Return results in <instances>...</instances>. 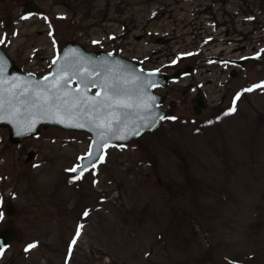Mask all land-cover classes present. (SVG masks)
I'll use <instances>...</instances> for the list:
<instances>
[{
    "label": "rangeland",
    "instance_id": "1",
    "mask_svg": "<svg viewBox=\"0 0 264 264\" xmlns=\"http://www.w3.org/2000/svg\"><path fill=\"white\" fill-rule=\"evenodd\" d=\"M67 40L182 68L153 88L175 119L110 144L77 180L66 170L86 132L46 125L13 141L0 126V224L9 200L18 228L0 264H264V0H0L18 69L41 75ZM243 55L261 60L222 61Z\"/></svg>",
    "mask_w": 264,
    "mask_h": 264
},
{
    "label": "water",
    "instance_id": "2",
    "mask_svg": "<svg viewBox=\"0 0 264 264\" xmlns=\"http://www.w3.org/2000/svg\"><path fill=\"white\" fill-rule=\"evenodd\" d=\"M38 9L39 6L33 1H28L23 6V11L25 12H36ZM54 59L57 60L56 64L52 63ZM0 60L6 66L5 76L0 78L4 90V118L0 119V126L7 128L8 138L13 141H19L33 135L40 126L46 125L64 130L86 132L89 136V142L87 151L81 157L87 156L90 145L92 146L94 155L88 159H79L78 163L73 165L72 168L78 164L87 165V168H89L99 160L97 157L102 155L103 150L109 144L128 142L143 131L153 129L158 124L160 117L167 113V109L159 106L162 97L161 93L155 91L153 87H164L167 85L169 79H173L184 72L182 68L168 73L157 69H143L137 62L118 53L109 50L94 52L93 50L85 49L79 42L74 40H67L62 44L51 59L48 70L41 75H35L32 72L15 67L1 46ZM260 60L255 55L222 58V61L233 64H242L247 61L256 64ZM96 73H99V75H96ZM46 76L48 79L44 80ZM58 77L63 78L66 87L59 91L53 89V91H57V95L67 96L69 100L77 96L81 101L86 102L83 105L86 106L85 108L95 103L91 99L95 97L96 101H102L99 113H94L91 109L87 108L88 111H80L78 113L70 111L62 115L60 110L50 106H33L32 101L35 99V94L41 92L47 95L44 90L52 88ZM103 84L127 86L133 90L141 91L140 94L144 96V100L136 97L133 99L134 103L132 105L144 108L145 110L142 109L140 115L145 116L140 117V115L134 114L135 116L130 117L131 113H126L125 116L121 117L117 113L112 112V115H106V121L104 122L102 112H104L105 108L103 107V103H113L115 96L109 91L108 97H112V99L110 100L108 97H105V90L100 87ZM13 85H15L16 91L24 89H28V91L24 96L13 97L11 95ZM97 92H100L101 95L96 96ZM119 92L123 94L125 90ZM190 101L191 111L194 114L200 113L207 104L201 93L191 96ZM69 116H71V119L68 118ZM116 117L124 118V126L118 127L115 121ZM108 120L112 121L113 127L111 131L107 128L96 127L97 123H107ZM80 122H83L85 126H67L70 123ZM137 129H139L138 135L135 134ZM119 130L121 133H113ZM101 131L106 133L104 138L107 141L106 146H101L103 141H100L99 144L94 143V141L99 139L98 134ZM121 136L125 138L120 139L119 137ZM4 209L9 216L0 224V248L2 250L18 233V228L13 224L11 216L14 209L9 201L5 203Z\"/></svg>",
    "mask_w": 264,
    "mask_h": 264
},
{
    "label": "snow or ice",
    "instance_id": "3",
    "mask_svg": "<svg viewBox=\"0 0 264 264\" xmlns=\"http://www.w3.org/2000/svg\"><path fill=\"white\" fill-rule=\"evenodd\" d=\"M94 43H96L94 41ZM111 55V54H109ZM53 64L57 63V60L54 59ZM5 65L3 63L2 60H0V78L5 76ZM96 75H99V73H96ZM48 77H44V80H47ZM39 83V82H38ZM95 86V85H94ZM64 87H66V84L63 82V78L62 77H58L57 81L54 82L52 88H47L44 91L47 93V95L41 93V92H37L35 94V99L32 101L33 106H50L52 108H55L57 110L61 111V114H65L68 113L70 111H75V112H80V111H87V108H82V105H85L86 102L85 101H81L79 98H76L74 100H69V98L67 96H59L57 95V91L63 89ZM101 88H103L105 90V97H108V92L111 91L113 93V96H118L119 93L117 91V86L116 85H108V84H103L100 85ZM254 87H260V85H256ZM53 89L57 90V91H53ZM252 89H245V91H251ZM28 91V89H24L22 91H16L15 90V85H13V91L11 92V95L13 97H18V96H24L26 94V92ZM101 93L97 92L96 96H100ZM239 93L237 94V97H235L233 99V107L231 109H229V112H234L236 110V100L239 98ZM93 101H95V103L91 106V111L93 112H97L100 110L101 106H102V101H96L95 97L91 98ZM108 99H112V97H108ZM103 107L106 109H112L113 111H115L116 109H127V108H131L132 104L130 103H123L121 101H119L118 99L115 100L113 103H103ZM17 111H19L17 109ZM228 114V113H226ZM108 115H112V112H109ZM4 118V90H3V84L2 82H0V119ZM69 119H71V116L68 117ZM161 120L163 119H175V117H164L161 116L160 117ZM94 122V121H93ZM67 126H78V127H84L85 124L83 122L80 123H70ZM96 127L98 128H107L109 131L112 130V121L108 120L107 123H102V124H97ZM136 135L139 134V129L136 130L135 132ZM99 139L97 141H94V143H100V141H103V144L101 146H106L107 145V141L104 139L106 136V133L104 131L99 132L98 134ZM120 139H124L125 137L121 136L119 137ZM120 147H124V145H120ZM92 155H94L93 151H92V146H89V152L87 154L86 157H80L78 159H88L89 157H91ZM97 159H99V157H97ZM87 165H83V164H78L76 166H74L71 169H67L66 171L69 172H73L76 173V175L73 177V180H77L80 179L81 176L83 175L84 171L86 170ZM84 215H88L87 212L84 213ZM3 217V213H0V218ZM82 227V226H79ZM79 227L77 230V236H79L80 232H79ZM72 244L76 243V238L74 237L72 242ZM29 247H35V245H29ZM27 251V249H26ZM70 251H71V246H70ZM0 252H2V248H0Z\"/></svg>",
    "mask_w": 264,
    "mask_h": 264
},
{
    "label": "bare ground",
    "instance_id": "4",
    "mask_svg": "<svg viewBox=\"0 0 264 264\" xmlns=\"http://www.w3.org/2000/svg\"><path fill=\"white\" fill-rule=\"evenodd\" d=\"M125 90V92L122 94V93H120L119 91H124ZM139 90V89H138ZM117 91H118V93H119V95L118 96H115V99L114 100H119V101H121V102H123V103H130V104H133L134 103V98H136V97H138V98H140L141 100H144V96L142 95V94H140V92L139 91H137V90H133V89H131V88H128L127 86H117ZM137 91V92H136ZM113 95V94H112ZM76 98H78L77 96H74V98L72 99V100H74V99H76ZM80 99V98H79ZM140 101V100H139ZM142 103V102H141ZM88 105V104H87ZM139 105V104H138ZM86 106H83L82 105V108H85ZM141 107V106H140ZM87 108H89V109H91V106H88ZM103 109V108H102ZM142 109H144V108H139L138 106H136V105H132V107L131 108H127V109H123V108H121V109H116L115 111H113L112 109H106L105 108V110H104V112H102L103 113V115H104V122L106 121V115L109 113V112H114V113H117L119 116H121V117H123V116H125V114L126 113H131L130 115V117H133V116H135V115H140V112H141V110ZM145 110V109H144ZM88 111V110H87ZM94 113H99L98 111L97 112H94ZM135 114V115H134ZM143 114V113H142ZM144 114H146V113H144ZM150 115V114H149ZM145 116V115H144ZM144 116H142V115H140V117H144ZM121 117H116V119H115V121H116V123L118 124V127H122V126H124V118H121ZM135 118V117H134ZM129 120H131V118H129ZM99 122H100V120H99ZM97 124H100V123H97ZM123 129V128H122ZM113 133H121V131L119 130V131H117V132H113ZM117 135V134H116Z\"/></svg>",
    "mask_w": 264,
    "mask_h": 264
},
{
    "label": "flooded vegetation",
    "instance_id": "5",
    "mask_svg": "<svg viewBox=\"0 0 264 264\" xmlns=\"http://www.w3.org/2000/svg\"><path fill=\"white\" fill-rule=\"evenodd\" d=\"M6 201H9V200H6ZM6 201H5L4 204H3V208H4V206H5Z\"/></svg>",
    "mask_w": 264,
    "mask_h": 264
}]
</instances>
